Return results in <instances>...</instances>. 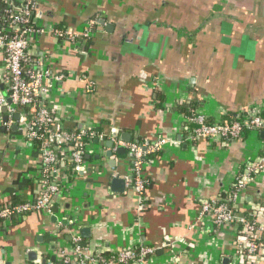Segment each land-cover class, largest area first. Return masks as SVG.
<instances>
[{"label": "crops", "instance_id": "0c3cea01", "mask_svg": "<svg viewBox=\"0 0 264 264\" xmlns=\"http://www.w3.org/2000/svg\"><path fill=\"white\" fill-rule=\"evenodd\" d=\"M36 9L48 31L61 25L80 34L96 22L85 54L66 51L68 44L59 49L48 31L33 37L32 46L52 58L54 74L65 75L52 99L71 118L66 127H98L102 138L91 144L71 189L54 195L49 212L0 223V264L54 263L75 235L90 255L147 246L154 252L146 264H236L235 227L202 223L201 203L221 196L246 163L263 155L264 133L191 145L176 107L194 100V114L224 122L264 102V0H38ZM2 113L0 205L31 201L40 155ZM111 134L122 143L140 140L143 150L167 142L144 168L151 185L141 198L126 179L125 148L108 155ZM243 195V216L252 206L264 209V172Z\"/></svg>", "mask_w": 264, "mask_h": 264}, {"label": "built area", "instance_id": "2783aa9c", "mask_svg": "<svg viewBox=\"0 0 264 264\" xmlns=\"http://www.w3.org/2000/svg\"><path fill=\"white\" fill-rule=\"evenodd\" d=\"M37 1L0 0V86L3 87L0 88V113L5 108L7 127L19 125L25 130V139L40 155L33 199L0 205L2 225L10 224L12 219L28 213L49 212L54 195L69 191L72 187L70 179L83 169L84 156L91 148L83 137L87 135L88 141L102 138L101 133L92 131L93 128L78 129L74 124L71 128L66 127L65 121L69 122L71 118L63 116V107L60 108V103L52 99L55 85L64 80L65 75L54 74L50 68L52 58L48 54L38 53L32 46L35 43L33 37L48 31L39 23ZM95 24L94 21L85 24L80 34L74 33L71 28L57 29L55 26L48 32L53 34L58 47L68 44L66 51L85 54ZM83 83L86 92L92 91V82L84 79ZM15 115H18V119H15ZM190 126H194L193 129ZM182 128L185 139L191 145L201 140L226 144L238 139L244 132L264 133V102L245 107L231 121L209 123L198 114L183 117ZM107 138L112 142V155H117L119 147L125 148L131 162V175L126 179L137 198H141L148 182L144 176V168L148 164L145 155L158 153L167 142L158 139L149 149L143 150L136 142L122 143L118 134H111ZM262 172L264 153L245 164L224 194L201 203L199 219L202 223L216 228L235 227L236 264L264 263V209L252 206L249 217L240 212L244 191L252 179ZM79 242V237L75 235L70 251L58 249L57 263L45 261L44 264H146V257L154 252L150 247L141 246L137 256L132 249H125L105 258L100 251L88 254L79 246Z\"/></svg>", "mask_w": 264, "mask_h": 264}, {"label": "trees", "instance_id": "16d2710c", "mask_svg": "<svg viewBox=\"0 0 264 264\" xmlns=\"http://www.w3.org/2000/svg\"><path fill=\"white\" fill-rule=\"evenodd\" d=\"M0 6H1V2H0ZM96 25V24H95ZM55 28H57V29H61L62 27H61V25H55ZM93 28V27H92ZM89 41V40H88ZM87 41V42H88ZM154 94H155V98L156 99H160L161 100V98H160V93H159V91H155V92H153ZM196 107H197V102L196 101H192V100H190V99H188L185 103H182V104H177V109L184 115L183 117H188V116H191V115H193L194 113L192 112V111H194L195 112V110H196ZM236 119V118H235ZM206 120L209 122V123H211V122H213L211 119H209V118H206ZM193 127L194 126H190V128L191 129H193ZM92 131H95V132H97V133H100V130H99V128L98 127H95V128H93L92 129ZM89 140V137L86 135L85 137H83V141L86 143V142H89L90 144H93L94 143V139H91L90 141H88ZM137 144H139L140 145V143H142L140 140L139 141H135ZM157 154V153H156ZM155 155V154H154ZM154 155H145V158H146V160L149 162L151 159H153V157H154ZM70 172V169H68V173ZM131 184V183H130ZM150 182L148 181L147 182V184L145 185V190L146 189H148L149 187H150ZM132 186V185H131ZM223 194H224V192H223ZM0 223H1V221H0ZM138 250H135V252H137ZM102 255L105 257V258H109L110 256H112V254L110 255V253L109 252H104V253H102ZM55 263H57V262H55Z\"/></svg>", "mask_w": 264, "mask_h": 264}, {"label": "water", "instance_id": "95a60500", "mask_svg": "<svg viewBox=\"0 0 264 264\" xmlns=\"http://www.w3.org/2000/svg\"><path fill=\"white\" fill-rule=\"evenodd\" d=\"M0 88L2 89L3 87L0 86ZM7 102L9 103V100H7ZM2 112L5 113V108L2 109ZM15 119H18V115H15ZM6 120H7V118L4 117V118H3V121H6ZM13 129L15 130L16 127L14 126ZM116 133H118V132H116ZM124 135H125L126 137H128V135H126V134H124ZM122 136H123V135H122ZM126 140H127V139H126ZM111 144H112L111 142H108V143H107V146L110 147ZM124 151H125V150H124L123 147H119V148H118V153H119V154H123ZM108 155L111 156V153L108 152ZM115 181H117V180H115ZM80 232H81V236H82V238H87V237H88V234H89V230H88V229H84V228H83V229L80 230ZM80 246H81V247H85V246H86L85 241H82V242L80 243ZM31 255H32V254H31ZM32 257H33V256H32ZM43 262H44V261H43ZM43 264H44V263H43Z\"/></svg>", "mask_w": 264, "mask_h": 264}]
</instances>
